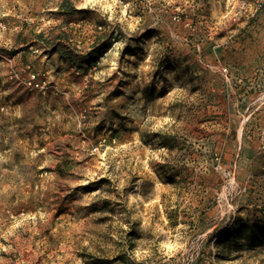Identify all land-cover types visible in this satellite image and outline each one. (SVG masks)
Segmentation results:
<instances>
[{
	"label": "rangeland",
	"instance_id": "rangeland-1",
	"mask_svg": "<svg viewBox=\"0 0 264 264\" xmlns=\"http://www.w3.org/2000/svg\"><path fill=\"white\" fill-rule=\"evenodd\" d=\"M0 264H264V0H0Z\"/></svg>",
	"mask_w": 264,
	"mask_h": 264
},
{
	"label": "built area",
	"instance_id": "built-area-1",
	"mask_svg": "<svg viewBox=\"0 0 264 264\" xmlns=\"http://www.w3.org/2000/svg\"><path fill=\"white\" fill-rule=\"evenodd\" d=\"M28 86L34 90V89H45V84L41 83L38 80V76L36 74H32L30 77V80L28 82Z\"/></svg>",
	"mask_w": 264,
	"mask_h": 264
}]
</instances>
